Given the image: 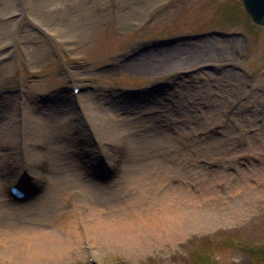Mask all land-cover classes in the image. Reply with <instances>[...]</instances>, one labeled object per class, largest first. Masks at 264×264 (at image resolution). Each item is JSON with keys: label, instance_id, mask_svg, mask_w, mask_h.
Instances as JSON below:
<instances>
[{"label": "rangeland", "instance_id": "rangeland-1", "mask_svg": "<svg viewBox=\"0 0 264 264\" xmlns=\"http://www.w3.org/2000/svg\"><path fill=\"white\" fill-rule=\"evenodd\" d=\"M211 28L229 33L185 37ZM263 31L241 0H0V203L9 178L49 182L0 211L4 264H91L82 221L103 264H264ZM203 61L238 69L180 72ZM66 80L92 88L71 96ZM87 152L115 176L92 178ZM114 200L137 216L135 243L98 234ZM148 211L171 216L166 235L144 229Z\"/></svg>", "mask_w": 264, "mask_h": 264}, {"label": "bare ground", "instance_id": "bare-ground-1", "mask_svg": "<svg viewBox=\"0 0 264 264\" xmlns=\"http://www.w3.org/2000/svg\"><path fill=\"white\" fill-rule=\"evenodd\" d=\"M1 55V54H0ZM198 63V62H197ZM196 63V64H197ZM195 65V64H194ZM193 66V65H192ZM89 106H91V102L89 103ZM95 112V111H94ZM99 117H106L110 121V123H113L112 120H115L116 122L118 121L116 118L115 114H111L108 112L103 113V115ZM113 117V118H112ZM112 119V120H110ZM100 120H98V124H100ZM130 124V123H129ZM123 127V125H122ZM127 131H129L128 127L124 125ZM131 124L129 128L131 129ZM105 130V128H104ZM103 131V130H102ZM101 131V133H102ZM115 131V127H114ZM49 183V182H47ZM39 195V194H38ZM37 195V196H38ZM36 197V196H35ZM1 201L12 205H18L19 203L11 201L9 197L6 199H1ZM115 203L117 204V201L114 200ZM102 199H98L96 201V204H101ZM4 203H0V211L2 214L6 215L7 213V208ZM110 205L108 208L104 209L105 211H99L93 206L92 213L95 215L96 211H98L96 214V219L98 221L97 225H101L103 232L105 231L107 239L108 236L114 238L115 242H123L126 241L128 245H130L133 241L135 243L137 233L136 231V222L135 219L137 218L136 215H134V212L132 211L131 208H129V205L124 206V205ZM96 206V205H95ZM134 209V207H133ZM162 209V208H161ZM108 210V211H107ZM152 211H148L145 214H142L143 216H139L142 218V223L144 224V229H146L148 232L152 233L155 231V235L157 234V237H161L166 235L167 233V224L168 222L171 223V220L169 221V217L166 214L162 213L161 215H151ZM168 217V218H166ZM86 227H87V232L88 235L90 236V232L88 231L89 229V224L88 222H85ZM174 231L176 234H180V223L179 221H176L174 223ZM98 234H100L98 232ZM154 234V233H153ZM102 236L103 240V234H100ZM140 239V237H137ZM9 229L7 228H0V264H4L6 259H7V250L9 247Z\"/></svg>", "mask_w": 264, "mask_h": 264}, {"label": "water", "instance_id": "water-1", "mask_svg": "<svg viewBox=\"0 0 264 264\" xmlns=\"http://www.w3.org/2000/svg\"><path fill=\"white\" fill-rule=\"evenodd\" d=\"M243 2L252 19L264 23V0H243Z\"/></svg>", "mask_w": 264, "mask_h": 264}]
</instances>
